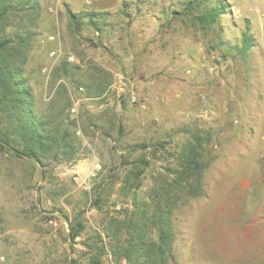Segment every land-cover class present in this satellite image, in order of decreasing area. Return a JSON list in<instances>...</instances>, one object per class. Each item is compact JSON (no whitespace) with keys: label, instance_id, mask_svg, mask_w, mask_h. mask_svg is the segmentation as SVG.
Wrapping results in <instances>:
<instances>
[{"label":"rangeland","instance_id":"374dc122","mask_svg":"<svg viewBox=\"0 0 264 264\" xmlns=\"http://www.w3.org/2000/svg\"><path fill=\"white\" fill-rule=\"evenodd\" d=\"M222 1L218 22L184 0H37V16L9 15L1 34L19 25L36 34L25 67L35 105L45 110L62 84L82 157L41 166L0 152V264H127L104 235L133 210L118 178L150 160L138 191L146 200L199 134L207 195L173 215L174 264H264V0ZM144 143L164 144L157 160L136 148Z\"/></svg>","mask_w":264,"mask_h":264},{"label":"trees","instance_id":"16d2710c","mask_svg":"<svg viewBox=\"0 0 264 264\" xmlns=\"http://www.w3.org/2000/svg\"><path fill=\"white\" fill-rule=\"evenodd\" d=\"M184 1L189 11L206 8L202 21L218 22L228 6L222 0ZM13 12H21L29 20L38 15L39 5L37 0H0V28L5 27L4 21ZM87 17L94 27L97 26L96 14L90 13ZM72 18L77 21L80 17L72 14ZM18 28L13 33H0V152L12 153L17 158H25L41 166L45 161L75 164L82 157V141L77 135L80 124L69 114L71 98L60 84L58 97L53 98L45 110L41 111L35 105V97L25 78V67L36 34L29 25H19ZM252 43L253 38L245 37L242 51L250 49ZM103 93L99 90L88 97H101ZM204 145L202 135H195L192 142L175 153L176 167L164 168L156 176L145 193L146 200L138 198V191L151 161L141 156L127 164L130 167L124 177L118 179L121 194L132 199L133 210L127 209L124 218H113L104 228L105 238L119 261L125 260L127 264H174L177 235L173 215L192 199L207 195L205 173L208 162ZM151 147L144 143L136 148L149 150ZM163 148V143L156 144L150 149L151 156L157 160V154ZM97 202L98 199L95 204ZM80 233L71 228V241H75ZM98 238L102 245L100 234ZM103 254H106L104 244L99 249V255ZM100 257H95L94 264L101 263ZM71 264H77V261Z\"/></svg>","mask_w":264,"mask_h":264},{"label":"built area","instance_id":"2783aa9c","mask_svg":"<svg viewBox=\"0 0 264 264\" xmlns=\"http://www.w3.org/2000/svg\"><path fill=\"white\" fill-rule=\"evenodd\" d=\"M54 54H55V53L53 52L52 55H54ZM203 98H204V97H203ZM132 101H133V103H137V99H136L135 97L133 98ZM72 112H73V113L75 112V109H74V108L72 109Z\"/></svg>","mask_w":264,"mask_h":264}]
</instances>
